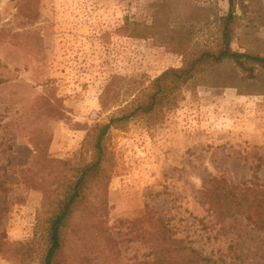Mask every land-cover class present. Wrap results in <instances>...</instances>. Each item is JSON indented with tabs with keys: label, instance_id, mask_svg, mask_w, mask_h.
<instances>
[{
	"label": "rangeland",
	"instance_id": "374dc122",
	"mask_svg": "<svg viewBox=\"0 0 264 264\" xmlns=\"http://www.w3.org/2000/svg\"><path fill=\"white\" fill-rule=\"evenodd\" d=\"M233 1L230 48L264 57V0ZM227 11L228 0H0V264L40 263L52 203L91 159V129L182 51L213 47ZM218 68L228 86L183 88L158 116L110 127L107 213L93 187L60 264L149 260L148 211L208 264H264V233L217 222L200 200L209 177L264 181V66ZM84 207L94 229L80 230Z\"/></svg>",
	"mask_w": 264,
	"mask_h": 264
},
{
	"label": "trees",
	"instance_id": "16d2710c",
	"mask_svg": "<svg viewBox=\"0 0 264 264\" xmlns=\"http://www.w3.org/2000/svg\"><path fill=\"white\" fill-rule=\"evenodd\" d=\"M234 1L228 0L227 13L219 18L218 41L213 47H194L182 51V62L179 67H170L149 80L147 85H139L130 92L129 101L118 108L109 117L108 123L95 125L89 134L91 159L77 171L72 179L65 178V187L59 199L52 201V209L45 220L44 250L39 264H60L63 252L68 244L65 229L74 214L86 204L87 194L93 187L98 188V209L107 213L106 188L100 186L105 163L110 166L111 157L104 147V138L111 126H120L136 116H158L167 107L173 106L181 97L186 87L209 86L226 87L231 82L221 76L218 67L226 63L243 69L246 66H264V57L246 52H235L230 48L232 38ZM227 82V83H226ZM235 87V86H231ZM107 88V87H106ZM105 93V90H104ZM102 105L105 100L102 97ZM58 190L56 186L53 191ZM53 191L46 192L47 198H55ZM200 200L217 222L235 219L237 216L251 224L259 233H264V181L253 175L250 180L232 183L224 178L209 177L203 184ZM85 216L82 228L88 230L100 224L89 216V207H84ZM147 220L152 225L151 231L143 237L148 243L149 260H139L132 264H208L209 259L199 250L186 244L182 239L173 236V232L161 217L146 212L139 220ZM138 221V220H137ZM83 222V221H82ZM140 223V222H139ZM80 230L73 228L77 237L83 236ZM3 243H0V251ZM71 261V258L69 259Z\"/></svg>",
	"mask_w": 264,
	"mask_h": 264
}]
</instances>
